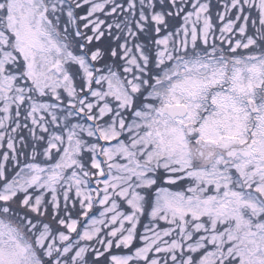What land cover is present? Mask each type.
Listing matches in <instances>:
<instances>
[{
  "label": "snow or ice",
  "instance_id": "6c2138e0",
  "mask_svg": "<svg viewBox=\"0 0 264 264\" xmlns=\"http://www.w3.org/2000/svg\"><path fill=\"white\" fill-rule=\"evenodd\" d=\"M0 264H264V0H0Z\"/></svg>",
  "mask_w": 264,
  "mask_h": 264
}]
</instances>
